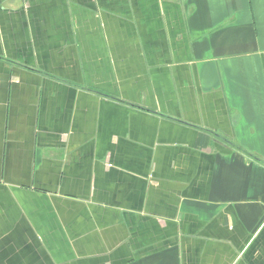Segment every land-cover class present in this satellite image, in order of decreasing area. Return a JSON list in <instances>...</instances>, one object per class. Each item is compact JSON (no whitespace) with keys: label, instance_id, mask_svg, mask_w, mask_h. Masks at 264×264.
<instances>
[{"label":"crops","instance_id":"1","mask_svg":"<svg viewBox=\"0 0 264 264\" xmlns=\"http://www.w3.org/2000/svg\"><path fill=\"white\" fill-rule=\"evenodd\" d=\"M0 264H264V0H0Z\"/></svg>","mask_w":264,"mask_h":264}]
</instances>
